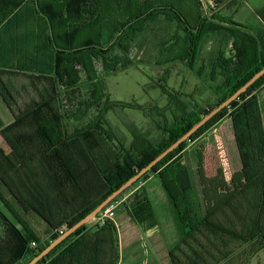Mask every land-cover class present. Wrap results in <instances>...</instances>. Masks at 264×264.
<instances>
[{
  "label": "trees",
  "instance_id": "16d2710c",
  "mask_svg": "<svg viewBox=\"0 0 264 264\" xmlns=\"http://www.w3.org/2000/svg\"><path fill=\"white\" fill-rule=\"evenodd\" d=\"M145 33L158 51L155 66L180 61L200 78L207 66L213 99L190 102L163 75L155 84L169 104L153 110L156 134L126 116L127 136L109 113L144 108L112 101L105 78L136 65L129 52ZM215 36L231 44V53L222 48L200 65ZM0 47L7 55L0 57V96L14 117L7 126L0 121V134L19 164L0 149V264H28L264 67V28L217 13L208 18L201 0H0ZM263 84L264 76L129 189L158 177L179 237L172 264H217L247 246L246 264L264 248V126L251 95ZM82 85L86 96L66 106ZM226 115L243 185L214 202L209 164L222 172L221 160L199 140ZM196 141L197 181L182 157ZM86 226L37 264H89L80 241L63 250Z\"/></svg>",
  "mask_w": 264,
  "mask_h": 264
},
{
  "label": "crops",
  "instance_id": "0c3cea01",
  "mask_svg": "<svg viewBox=\"0 0 264 264\" xmlns=\"http://www.w3.org/2000/svg\"><path fill=\"white\" fill-rule=\"evenodd\" d=\"M202 8L204 16L208 18L217 13L232 19L234 22L238 20L240 22L238 25L244 28H254L255 30L264 28V0H202ZM252 18L256 23H251ZM252 35L255 38L257 37L255 34ZM208 42L209 44L205 47L208 52L204 55V49L200 60L201 64L204 62L205 57L212 58L216 51L222 48L225 49L227 56L231 53V44L227 43L225 45L224 38L209 37ZM0 57H7L4 47H0ZM186 68V65L182 62L158 67L156 72H162L163 74H158L156 80L158 82L164 72L170 71L166 85L172 91L187 94L190 96L187 100L190 102L195 101L203 104V101L209 98L213 99L211 88L214 84L209 82L207 66L204 73L205 79H199L192 74L191 70ZM192 76L195 78L191 81L190 77ZM188 78L190 79L188 80ZM200 91L203 92L201 96L198 95ZM251 95L257 97L264 126V84ZM227 120L229 121V118ZM0 121L4 126L14 121L13 115L7 109L1 96ZM126 135L130 136L129 133H126ZM0 149L6 155L12 154L1 134ZM236 153L241 169L242 163L237 148ZM182 157L183 163L190 168L197 181L195 148L189 145L182 152ZM15 165L18 166V162ZM138 190L143 191L144 194H134L135 192L138 193ZM162 193L158 177L150 175L148 179L140 182L135 190L119 200L120 205L116 210V218L112 221L111 226L100 225L95 219L88 223L86 228L74 237L63 250L69 245H74L80 241L82 247L88 250L89 264H100L103 257L106 258L104 260L106 264H172L170 252L178 244L179 237L167 198Z\"/></svg>",
  "mask_w": 264,
  "mask_h": 264
},
{
  "label": "rangeland",
  "instance_id": "374dc122",
  "mask_svg": "<svg viewBox=\"0 0 264 264\" xmlns=\"http://www.w3.org/2000/svg\"><path fill=\"white\" fill-rule=\"evenodd\" d=\"M235 22L237 24L240 23L238 20ZM251 23H256L253 18L251 19ZM253 26L255 27V24ZM153 47L154 46L152 44L148 43L146 33L143 36H140L137 42H135L134 47L131 48L129 52V56L136 65L120 70L105 78L106 90L112 101L126 104H132L133 101H136L138 105L144 108V111H142L136 109L135 107H126L120 110L121 112L123 111V116L118 114L119 109H115L109 113V118L116 122L114 125L117 126L122 132H128L124 121V117L127 116L140 129L150 132V135L153 136L156 134L154 121L158 119L157 114H154L153 110H155L154 108L157 106L161 109L165 108L169 104L167 96L163 95L161 89L156 84H154L157 82L156 79L158 74L162 75L163 73L156 72L158 67L155 66V56L158 54V51ZM206 52H208V49H205L204 55ZM179 62L180 61H177V63ZM199 64L201 65L200 61ZM97 68L99 71L102 69L99 64ZM169 72L170 71L164 72V76H168ZM192 74L200 79V77L196 75V72L192 71ZM194 76L190 77L191 81L195 78ZM190 78H188V80ZM82 80L85 81L84 76H82ZM87 88L88 87L82 85L81 88L72 94L73 96L71 97V101L69 100L66 103V106H71L74 104L73 107L75 108L79 103V100H82L86 96ZM246 95L248 96V94ZM228 118L229 116L226 115V117H224L221 121L214 124V126H212L203 135L206 137H202L199 140L206 141V152L208 155L212 156L211 159L214 157H218V159H220L221 157L220 164L222 163V172L219 170L217 164L216 167L214 166L213 162H211L212 164H209V176H211V178L209 179L208 183L211 196L213 197L212 200L214 202L224 201L231 193L235 192L243 185V177L241 175L240 169L241 164L240 161L238 162L233 131L230 125L231 120L229 118L228 121ZM225 121L228 122L224 123ZM199 141H196L190 145L195 148ZM8 156L9 159L15 164V156L13 154H8ZM222 173L224 176L221 175ZM136 187L137 185L131 190H128L125 195L130 194L133 190H135ZM145 192L147 191L145 190ZM134 194L141 195L144 194V192L138 190V193L135 192ZM2 209L8 215V217L13 219L12 215L7 212L5 208L2 207ZM2 234L3 232H1L0 228V237ZM246 247L247 246H242L240 249L234 252L229 259H224L221 263L218 262L217 264H245L244 253L246 251ZM246 264H264V248L255 252L249 258V261Z\"/></svg>",
  "mask_w": 264,
  "mask_h": 264
},
{
  "label": "water",
  "instance_id": "95a60500",
  "mask_svg": "<svg viewBox=\"0 0 264 264\" xmlns=\"http://www.w3.org/2000/svg\"><path fill=\"white\" fill-rule=\"evenodd\" d=\"M264 76V67L256 73L246 84H244L240 89H238L231 97L213 109L210 113L204 116L198 123H196L186 134L181 136L176 142H174L170 147H168L164 152H162L157 158H155L151 163L145 166L143 169L138 171V173L125 182L118 190L113 192L105 201H103L96 209H94L85 218L80 220L71 229L65 232L60 238L55 240L39 255L33 258L28 264H37L42 259H44L51 251H53L60 243H62L67 237L76 232L79 228L88 223L92 222L97 218V216L114 200L119 198L124 192L129 190L134 184H136L145 174L152 171L155 166H157L164 158H166L170 153L175 151L181 144L188 141L194 134H196L202 127H204L211 119H213L217 114L223 111L225 108L229 107L232 102L237 100L241 95L245 94L259 79Z\"/></svg>",
  "mask_w": 264,
  "mask_h": 264
},
{
  "label": "built area",
  "instance_id": "2783aa9c",
  "mask_svg": "<svg viewBox=\"0 0 264 264\" xmlns=\"http://www.w3.org/2000/svg\"><path fill=\"white\" fill-rule=\"evenodd\" d=\"M120 203L119 201L112 202L107 206L96 218L100 225H104L108 221H114L116 218V210L118 209ZM61 235L64 234V231L60 232ZM32 246H35V243H32Z\"/></svg>",
  "mask_w": 264,
  "mask_h": 264
}]
</instances>
